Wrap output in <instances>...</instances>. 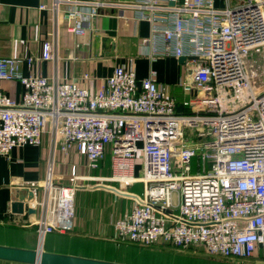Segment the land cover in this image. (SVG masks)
<instances>
[{
    "label": "built area",
    "instance_id": "1",
    "mask_svg": "<svg viewBox=\"0 0 264 264\" xmlns=\"http://www.w3.org/2000/svg\"><path fill=\"white\" fill-rule=\"evenodd\" d=\"M101 7L116 8L123 18L125 9L135 10L152 23V35L143 42L152 44L154 55L192 61L188 79L180 83L185 98L171 96L154 70L139 79L134 69L117 65L93 91L58 74L25 75L16 58L0 57V81H18L24 88L16 99L0 85V155L39 146L44 135L50 136L46 184L52 186L58 152L67 156L74 149L87 168L98 170L110 148V175L81 177L76 164L70 175L117 182L123 186L117 189L128 193L130 185H142L140 193L131 192V210L114 220L115 239L232 260L260 257L264 73L250 69L249 60L264 56V0H53L49 7L41 5L55 14L63 11L66 30L75 34L90 30ZM167 12L168 19L162 15ZM157 37L162 48L155 46ZM40 58L58 60L57 40L43 43ZM27 60L31 64L34 58ZM138 152L141 175L133 173ZM36 225L40 239L62 232L46 218Z\"/></svg>",
    "mask_w": 264,
    "mask_h": 264
},
{
    "label": "crops",
    "instance_id": "2",
    "mask_svg": "<svg viewBox=\"0 0 264 264\" xmlns=\"http://www.w3.org/2000/svg\"><path fill=\"white\" fill-rule=\"evenodd\" d=\"M52 1L0 0V57L16 58L25 75L36 73L51 77L58 74L61 78L74 80L80 86L93 91L112 74L117 65L134 69L139 79L150 76L151 70H154L156 72L154 78L165 85L171 96L179 101L185 98L180 83L188 79L190 73L188 69L192 61L186 59L180 62L179 57L174 55H154L152 44L143 42L145 37L152 35V23L139 18L135 10L125 9L126 18H123L119 16L118 9L101 7L99 15L92 20L90 30L85 34H75L66 30L67 20L63 11L55 14L49 8H41L43 3L49 7ZM158 1L166 3V0ZM67 6L68 4L63 3L64 8ZM162 15L167 16V19L169 17L168 12ZM49 40L54 44L57 40L59 53L57 61L40 58L43 43ZM155 42L157 48H162L161 37H157ZM28 57L34 58L33 63H28ZM85 73L90 75L89 79L83 78ZM0 85L16 99H20L24 91L18 81L4 80L0 81ZM50 154L51 137L44 135L39 146L17 147L9 157L0 155V243L28 248H36L42 243L43 248L50 251L107 259L102 255L78 250L80 246L86 244L84 241L76 242L79 244L76 248L70 246L71 248L58 251L48 245L47 235L57 233L83 240L91 238L114 241L116 236L114 220L132 208L131 203L123 202V197H130L129 199L134 201L135 197L97 187L100 185L97 184L99 182L91 179L77 176L71 179L72 169L71 165L68 166L70 161L76 164V171L81 177L108 176L112 170L108 154L102 168L89 170L86 159L78 155L74 149L67 156L62 152L57 153L55 180L52 186H48L46 180ZM133 173L136 174L135 171ZM62 177L64 179L60 180ZM132 186L130 185L128 190ZM13 187L21 189L29 187L36 191V198L29 204L36 208V212L29 213L27 211L29 205L25 206L24 213H17L12 209ZM142 189L141 186V191ZM80 192L84 194L82 203L78 198ZM43 218L61 228L62 232H50L40 239L36 224ZM161 244L156 243L155 246L163 247ZM129 245L145 247L142 244ZM0 264L26 263L0 259Z\"/></svg>",
    "mask_w": 264,
    "mask_h": 264
},
{
    "label": "rangeland",
    "instance_id": "3",
    "mask_svg": "<svg viewBox=\"0 0 264 264\" xmlns=\"http://www.w3.org/2000/svg\"><path fill=\"white\" fill-rule=\"evenodd\" d=\"M219 1V0H218ZM257 59L256 64H254V60ZM249 63L252 64L250 69H256V71L264 73V56L256 54L254 58L249 60ZM258 64H261L258 66ZM248 65V61H247ZM190 66V65H189ZM190 67L188 69L189 73ZM188 76V74H186ZM108 158L110 157V148L107 150ZM138 159L135 165V172L137 175H141L143 158L140 157V152L137 155ZM69 162V161H68ZM67 162V163H68ZM72 166V161L69 162L68 166ZM89 169V168H88ZM196 162H193V171H196ZM91 170V169H89ZM107 172H105L106 174ZM76 174L80 176L77 172ZM108 175V174H106ZM58 179V178H57ZM60 180L64 179L59 178ZM68 179V178H67ZM70 179V178H69ZM94 181V180H93ZM94 182H99L97 184H104L107 186H112L114 188H121L117 182H101L95 180ZM141 184L133 185L129 190L134 192L141 191ZM84 194L80 192L78 194V198L83 202ZM123 197V196H120ZM123 202L125 204L131 203L133 206V199H129L130 197H123ZM173 202L176 205L178 202L177 195L174 193ZM80 205V203L78 204ZM48 245L51 247H55V249L64 250L71 248L70 246L77 247L79 245L76 242L84 241L85 245H82L78 248V250L91 252L94 254L102 255L108 260L123 262V263H136V264H264V253L261 255L262 257H255L253 259L248 260H232V259H224L219 258L217 256H210L202 250L197 251H177L170 250L161 246H147L145 247H137L133 245H129L128 241H121L115 239L114 241H108L104 239H91V238H77L71 235H59L57 233L48 234ZM15 239V237H14ZM86 239V240H85ZM79 240V241H78ZM16 241V239H15ZM128 242V244H127ZM142 246V245H141ZM82 247V248H81Z\"/></svg>",
    "mask_w": 264,
    "mask_h": 264
},
{
    "label": "water",
    "instance_id": "4",
    "mask_svg": "<svg viewBox=\"0 0 264 264\" xmlns=\"http://www.w3.org/2000/svg\"><path fill=\"white\" fill-rule=\"evenodd\" d=\"M170 4H174V2L171 1ZM178 59L180 62H183L187 58L185 56H180ZM182 109V104H179L177 106V110L182 111ZM97 187L111 189L114 192L125 196H134L131 193L122 192L117 188L108 187L103 184L97 185ZM12 196V209L17 213H24L25 206L34 201L37 193L29 187H25L23 189H21V187H13ZM27 211L29 213L36 212V208L29 205L27 206ZM0 259L26 264H133L64 252L50 251L43 248L42 243H39L36 248H28L0 243Z\"/></svg>",
    "mask_w": 264,
    "mask_h": 264
},
{
    "label": "trees",
    "instance_id": "5",
    "mask_svg": "<svg viewBox=\"0 0 264 264\" xmlns=\"http://www.w3.org/2000/svg\"><path fill=\"white\" fill-rule=\"evenodd\" d=\"M128 242H130V243H132V244H137V245H140L139 243H137V242H131V241H128ZM155 244H152V245H148V246H154ZM161 245H163V247L164 248H167V249H170V250H176L173 246H171V245H169V244H161ZM209 255V254H208ZM210 256H212V255H210ZM219 258H222V257H219ZM224 259H227V258H224Z\"/></svg>",
    "mask_w": 264,
    "mask_h": 264
}]
</instances>
